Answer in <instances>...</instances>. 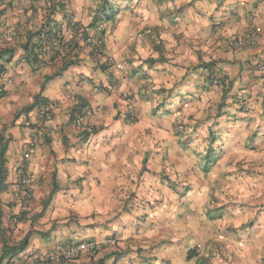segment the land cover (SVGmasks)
Masks as SVG:
<instances>
[{
  "label": "crops",
  "instance_id": "crops-1",
  "mask_svg": "<svg viewBox=\"0 0 264 264\" xmlns=\"http://www.w3.org/2000/svg\"><path fill=\"white\" fill-rule=\"evenodd\" d=\"M6 1L0 10V49L13 53L0 76L6 85L0 97V136L8 140L0 254L3 244L15 245L26 234L30 238L26 249L0 264H51L44 260L47 254L90 240L102 244L97 256L73 264H131L120 249L132 246L115 217L124 214L132 188L160 170L161 149L147 143L146 136L168 138L178 120L171 106H188L187 123H193L188 137L219 139V160L248 170L243 178L258 186L252 201L255 206L264 202V0H124L117 6L106 0L118 11L113 22L102 24L100 54L110 58L109 65L73 37L63 19L71 14L85 37L99 38L90 25L102 0ZM51 6L63 42L76 44L68 51L76 63L59 76L54 74L64 60L42 59L32 66L23 50L27 41L36 42L27 34L40 29ZM153 28L165 62L148 66L146 60L160 57L147 35ZM166 28L171 39L165 31L162 35ZM5 29L14 35L4 38ZM239 40L246 45H236ZM210 62H217L215 69L230 83L220 110V88L209 85L207 71L197 68ZM151 94L155 100H149ZM37 95L51 107L50 122L38 121L37 109L18 114ZM81 104L90 114L77 127L70 117ZM170 109L168 120L157 121V114ZM150 111L155 117L146 118ZM25 178L31 180L29 199L17 201L14 195L23 191ZM235 239L233 249L227 246L213 259L203 258V264H264V224L258 222Z\"/></svg>",
  "mask_w": 264,
  "mask_h": 264
},
{
  "label": "rangeland",
  "instance_id": "rangeland-1",
  "mask_svg": "<svg viewBox=\"0 0 264 264\" xmlns=\"http://www.w3.org/2000/svg\"><path fill=\"white\" fill-rule=\"evenodd\" d=\"M110 1L116 6L124 2ZM164 31L171 39V29L166 28L162 35ZM149 100L155 98L152 96ZM150 106L158 107L153 102ZM187 107L186 104L176 109L169 107L178 113V120L173 131L167 134L168 138L147 132L146 142L161 149L158 152L161 168L149 182L132 188L124 199V214L115 217L116 227L125 231V242L132 246L120 249L132 259L131 264H155L156 261L160 264H203V258L213 259L227 246L233 249L239 232L244 234L258 222L264 224V202L255 206L254 199L252 201L258 186L243 178L248 170L233 167L232 163L218 158L208 174L202 172L204 152L212 139L215 142L211 146L213 150L220 149L219 139L199 136L192 141L188 129L193 123H187ZM150 112L146 118L155 117V111ZM171 114V109L161 111L157 121L168 120ZM181 126L187 130L184 146L179 144L176 135ZM171 141L173 146H169ZM257 208L258 211H254ZM189 252L197 254L191 262L186 258Z\"/></svg>",
  "mask_w": 264,
  "mask_h": 264
},
{
  "label": "trees",
  "instance_id": "trees-1",
  "mask_svg": "<svg viewBox=\"0 0 264 264\" xmlns=\"http://www.w3.org/2000/svg\"><path fill=\"white\" fill-rule=\"evenodd\" d=\"M100 4L101 5H100L99 9L96 11V14L92 18V24L90 25V26H93L94 28L96 27V25H102L103 23H106V22H113L115 16L118 14L117 9L109 8L106 0H102ZM49 9H51V10H48V13L46 14V18H45L46 21L40 27V29L32 35L27 34V39L35 38L36 42L30 43L29 41H27L26 44L23 45V50L25 51V58H26L25 60H27L28 63L32 66L37 65V63H39V61H41L40 63H42L43 57L40 54V45L42 42H47L48 44L52 45L53 42L55 44L56 43L55 41H58L60 43V45L61 44H63V45L60 46V45L56 44V45H54L56 48H54V47L53 48L51 47V48L52 49H58L59 51H62V48L64 45L70 51H73L75 49V45H76L75 43H73L71 45L69 41L67 43L62 42V40H63V39H61L62 37L61 38L59 37V33H60L58 31L59 28L57 31L55 29V28H57V23H56V20L53 18V16L55 15L54 11H53L54 7L51 6ZM60 10L58 9L57 12L63 14L62 9H60ZM66 26L69 28L68 25H66ZM70 30L74 35L73 30L72 29H70ZM156 30H157L156 28L149 30V32H148L149 34H147V35L149 37H153L152 42H151L152 43L151 44L152 51L158 53L160 57L157 60H153V59L146 60L145 63L148 64V66H151L156 62L157 63L165 62L164 58L162 57V54H163L162 42H161V40H159L160 36ZM73 37H75V36H73ZM12 53H13L12 49H8V48L7 49H0V76H2L5 73V64L9 62V59H10V56L12 55ZM57 54H58V52H57ZM66 55L68 57L66 56L62 59V60H64L62 62V66L60 67L59 71L56 72V74H54V76H59L62 72H64L66 69H68L70 66H72L76 63L75 58H72L69 54H66ZM53 60H55V59H51L50 61H53ZM216 64H217V62L202 63V64H199L197 66V68L207 71L208 75H207L206 81H208L209 85H211V86L216 85L217 87L220 88L221 99H220V104H218V110H220L222 108L223 103L225 102L226 97H227V93L229 91L230 83L228 82L227 78L221 74V71L215 69ZM45 80L47 81V79H45ZM162 92H164V90H158L157 93H162ZM46 105H48L47 101L44 100L43 98H41L40 95H37L34 98V102L30 106L23 108L18 114H23V113L28 114L29 112H32L33 110L37 109L38 110V121L43 122L39 118V116H40V113L42 112L43 107H45ZM85 107L86 106L81 104L77 108H75L74 111H72L70 121L74 122L76 117L82 116L85 113V111L87 110V108H85ZM166 112L167 111H165V113ZM175 124L176 123L173 124L172 129H174V127H176ZM185 131H187V130H184V128L182 126H181V129L179 128L176 131V135L178 137L179 144L183 145V143H184V138L187 134ZM213 143H214V139L211 140V145L206 150V152H204V155L202 158V160H203L202 172L204 174L209 173L211 167L219 158V154H220L219 149L217 151L213 150V148L211 147V146H213ZM7 144H8V140H5L3 136H0V192L4 191L6 189L5 180H6V176H7V170H6L5 154L7 151ZM44 208H45V206H44ZM45 235H47V234H42V236H45ZM29 238H30V235L26 234V236L20 242H18L15 245L7 246V244H3L1 254H0V263L2 262V260L5 257L15 256V255L21 253L24 249H26L28 244H29ZM196 255L197 254L194 252H191V253L189 252L187 254L186 258L188 260H192V258L196 257Z\"/></svg>",
  "mask_w": 264,
  "mask_h": 264
},
{
  "label": "built area",
  "instance_id": "built-area-1",
  "mask_svg": "<svg viewBox=\"0 0 264 264\" xmlns=\"http://www.w3.org/2000/svg\"><path fill=\"white\" fill-rule=\"evenodd\" d=\"M7 5L6 0H0V10L5 8ZM56 16V14L54 15ZM53 16V17H54ZM65 24L69 26L70 29L73 30L74 36L77 39L84 40L85 44L88 46H91L92 50L95 52L96 57L100 59L102 64L109 65L111 63L110 58L107 57H101L100 50L103 45V39L100 36L103 33V26L102 25H96L95 31L99 34V38H91V37H84V31L80 28L76 20L71 14H67L64 16ZM56 31L58 28H55ZM60 32V30H58ZM4 38H9L10 36L14 35L13 30L11 29H5L4 30ZM54 32V31H53ZM59 37L61 38V35L59 33ZM62 39V38H61ZM52 43V45L48 44L47 42H42L40 45V54L43 57L44 60L50 61L51 59H63L68 54L69 49L66 48L64 45L62 48V51H59L58 49H52L53 47L56 48L54 45H60L58 41H55ZM63 42V40H62ZM249 45H254V40H248L247 41ZM64 43V42H63ZM238 46L246 45V42L244 40H239L235 43ZM63 45V44H61ZM60 45V46H61ZM52 47V48H51ZM58 52V54H57ZM11 81L8 80L6 84H10ZM5 86L4 83L0 84V97L4 95L5 92ZM90 112L89 110H86L85 113L82 116H78L74 120V125L77 127L82 126L84 120L89 116ZM39 118L47 123L51 121L52 118V110L51 107L45 106L42 109V112L40 113ZM31 180L29 178H25L20 182V185L23 188V191L20 194L14 195V197L17 199V201H20L21 199H29L30 196V186ZM110 243V240H104L103 244L108 245ZM102 244L90 240L80 243H73L65 247L64 249L57 250L53 253L47 254L44 258L45 262L47 263H61V264H73L76 260L80 259L81 257H89V258H95L100 250ZM25 264H33L32 261H29Z\"/></svg>",
  "mask_w": 264,
  "mask_h": 264
},
{
  "label": "bare ground",
  "instance_id": "bare-ground-1",
  "mask_svg": "<svg viewBox=\"0 0 264 264\" xmlns=\"http://www.w3.org/2000/svg\"><path fill=\"white\" fill-rule=\"evenodd\" d=\"M85 37V36H84Z\"/></svg>",
  "mask_w": 264,
  "mask_h": 264
}]
</instances>
